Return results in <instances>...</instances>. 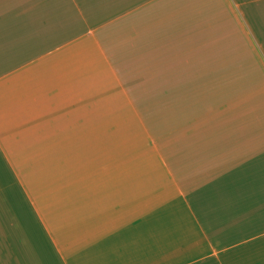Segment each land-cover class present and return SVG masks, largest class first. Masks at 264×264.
Wrapping results in <instances>:
<instances>
[{
	"label": "crops",
	"instance_id": "crops-1",
	"mask_svg": "<svg viewBox=\"0 0 264 264\" xmlns=\"http://www.w3.org/2000/svg\"><path fill=\"white\" fill-rule=\"evenodd\" d=\"M176 1L53 9L0 0V264H264V83L248 106L235 84L217 83L235 61L213 68L212 85L194 94H234V109L218 108L212 128L176 138L174 152L152 145L158 165L129 155L154 138L145 125L131 131L141 117L120 115L119 91L132 104L98 29L158 8L169 29L234 22L257 45L264 75V0ZM217 8L222 22L210 14Z\"/></svg>",
	"mask_w": 264,
	"mask_h": 264
},
{
	"label": "trees",
	"instance_id": "trees-1",
	"mask_svg": "<svg viewBox=\"0 0 264 264\" xmlns=\"http://www.w3.org/2000/svg\"><path fill=\"white\" fill-rule=\"evenodd\" d=\"M186 1L179 0L176 2L182 4ZM215 10L210 11L215 19L218 21L221 19V22L226 19L225 12L219 11V8ZM159 13L161 16L159 8L153 9V12L152 10H142L132 13L123 18L122 23L118 24L117 27L116 25H108L98 29L97 35L102 43H106L111 49L114 48V69L121 82L122 78H128V68L134 69L136 76L145 75L146 70L150 74L158 75L157 80L160 76V84L156 85L153 83V78L145 77L146 84H150L152 93L156 94L155 98L160 100L157 108L152 107V109L155 108L158 111L168 101L170 103L171 101L177 102L166 109L162 106L161 116L158 111L156 112L158 116L155 118L149 113L145 119L144 125L152 132V135H156L157 132L160 133L161 136L156 140L160 144L157 146L158 150H162L166 147L171 148L176 141H165L162 138L170 133L171 127L167 124L177 122L179 125H183L186 132L192 130L203 133V131L214 126L211 120L220 115L218 108L223 112L226 106L229 109H234V107L229 106V98L234 97V94L228 97L220 92H216L214 95L204 93L201 96H196L194 94L196 87L212 85L213 68L222 69L230 61H235L232 66L234 70L228 71L227 74L221 72L217 76V83L235 84L236 87L246 93L245 100L248 102L246 104L248 106L261 99L260 85L264 83V75L259 73L260 68L257 66V57L252 46L245 41L241 29L234 22L231 27L220 26L219 30L216 31L217 26L209 25V22L205 20L200 25L190 21L188 22L189 25L185 27L173 24L169 25L171 26L169 29L168 24H166L168 21L166 12L164 17L161 16V20H165L164 23L157 24V19L145 20L149 15L150 17L151 15L158 17ZM133 21H136L137 24L129 25ZM108 33L113 34V38L107 39L106 34ZM161 67L165 68L163 72L160 71ZM135 84L132 85L135 86ZM124 87L136 113H134L132 106L131 108L124 106L125 97L118 90V97L115 96L113 101L115 104L119 103L120 115L127 116L131 113L132 119V116L139 111L143 114L145 110L140 107V102L137 101L130 87L127 85ZM159 90L166 94L165 98L159 93ZM130 110L132 111L130 112ZM136 120H138L137 117ZM137 126L138 128L131 127V131L143 132L138 124ZM161 138L165 141L162 144ZM152 145L145 136L144 141L125 147H129V155L135 158L138 165H146L148 162H154L158 165L160 159ZM158 169L162 171V167L159 166ZM141 172L146 173L144 167H142ZM164 177L158 174L162 184L166 182Z\"/></svg>",
	"mask_w": 264,
	"mask_h": 264
},
{
	"label": "rangeland",
	"instance_id": "rangeland-1",
	"mask_svg": "<svg viewBox=\"0 0 264 264\" xmlns=\"http://www.w3.org/2000/svg\"><path fill=\"white\" fill-rule=\"evenodd\" d=\"M40 1H41V3H45V2L50 3L51 8H53V9H55L57 6L65 9L66 7L70 6L71 2H72V0H40ZM250 45L253 47V51L256 55V52H257L256 46L257 45L255 43H252V42H250ZM256 57L258 58L257 55H256ZM259 60H261V58H259ZM229 67L232 68L231 66H229ZM127 77L128 78H122L121 87L124 88L122 85L129 86L130 89L132 90L133 95L137 99V101L140 102V107L145 110V112L143 114L139 111V112H137L136 115L141 117V119L144 121V123H145V119L148 117L149 113H151V115L155 118L156 116H158V114L156 112L159 111V114L161 116L162 115V108L160 107L158 109V111H156V109H155V108H157L158 102L160 100H159V98H155L156 94L152 93V87L150 86V84L147 85L145 82V77H151V78H153V83L155 85L160 84V76H159V80H157L158 75L152 74V73L150 74L148 72V70H146L145 75H137L136 76L135 70L132 68H128ZM133 83H136L135 86L132 85ZM134 88H136V89H134ZM159 93H161L163 95V98H165L166 94L162 93L160 90H159ZM152 107H155V108L152 109ZM147 111H148V113H147ZM146 113H147V115H146ZM137 124L140 126L141 129L144 128V124L140 120L137 121ZM167 125H169L171 127V129H169L170 133H168L169 140H176V138H180L182 135H184V133H186V130L183 129L182 124L179 125L177 122H172V123L167 124ZM160 136L161 135L159 132H157L156 135H153L154 139H151V143L153 144V146H159L160 145L158 140H156V138H159ZM184 140H185L184 141L185 143L183 145H186L187 139L185 138ZM161 144H162V141H161ZM175 146H176V148L178 147L177 145L174 144V145H172L171 148L166 147L165 148L166 150H164V151L174 152V150L172 148H175Z\"/></svg>",
	"mask_w": 264,
	"mask_h": 264
}]
</instances>
